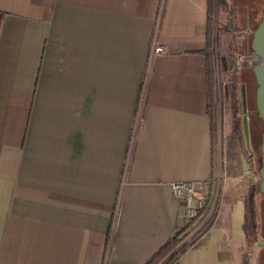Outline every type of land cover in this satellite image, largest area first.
Masks as SVG:
<instances>
[{
  "label": "crops",
  "instance_id": "obj_1",
  "mask_svg": "<svg viewBox=\"0 0 264 264\" xmlns=\"http://www.w3.org/2000/svg\"><path fill=\"white\" fill-rule=\"evenodd\" d=\"M208 18L209 0H0V264H144L187 225L181 181L209 182L215 213L175 264H263L260 180L214 171Z\"/></svg>",
  "mask_w": 264,
  "mask_h": 264
},
{
  "label": "rangeland",
  "instance_id": "obj_2",
  "mask_svg": "<svg viewBox=\"0 0 264 264\" xmlns=\"http://www.w3.org/2000/svg\"><path fill=\"white\" fill-rule=\"evenodd\" d=\"M262 14H264V0H213L210 27L213 44L210 50L211 68H208L214 171L218 172L221 165L224 173H235L245 162L250 164L259 180L261 179L264 126L257 107L258 84L253 71L255 65L247 57L253 53L251 47L253 32ZM242 84L246 86V114L251 150L247 146L244 133ZM210 190L212 192V185ZM259 195L261 203L257 207L254 221L256 235L252 237L251 248L255 255H259L258 251H263L264 256V250H262L264 248L261 245L264 241V193ZM213 217H209L208 220L201 218L194 224H190L180 234L179 245L198 240L212 222ZM254 238H256L255 242ZM245 264H250L249 259L245 261Z\"/></svg>",
  "mask_w": 264,
  "mask_h": 264
},
{
  "label": "built area",
  "instance_id": "obj_3",
  "mask_svg": "<svg viewBox=\"0 0 264 264\" xmlns=\"http://www.w3.org/2000/svg\"><path fill=\"white\" fill-rule=\"evenodd\" d=\"M158 44L155 35L152 41V53L158 49ZM171 187L174 197L182 201L184 205L187 224H194L201 218L208 220L209 217H213L215 213V203L210 197L211 185L209 182L181 181L172 183ZM207 209L208 212L206 213Z\"/></svg>",
  "mask_w": 264,
  "mask_h": 264
},
{
  "label": "water",
  "instance_id": "obj_4",
  "mask_svg": "<svg viewBox=\"0 0 264 264\" xmlns=\"http://www.w3.org/2000/svg\"><path fill=\"white\" fill-rule=\"evenodd\" d=\"M251 47L253 53L247 58L251 60L253 67L254 75L258 84L257 88V107L259 111V117L263 121L264 126V14L262 20L258 24L257 28L253 32V38L251 41ZM241 97L243 112L245 113L244 118V133L246 137V143L249 149L251 150L250 145V133H249V123L247 116V95H246V86L245 84L241 85ZM262 157H261V169H260V183L259 189L264 193V130L262 134ZM261 245L264 247V241L261 242Z\"/></svg>",
  "mask_w": 264,
  "mask_h": 264
},
{
  "label": "trees",
  "instance_id": "obj_5",
  "mask_svg": "<svg viewBox=\"0 0 264 264\" xmlns=\"http://www.w3.org/2000/svg\"><path fill=\"white\" fill-rule=\"evenodd\" d=\"M212 1L213 0H209L208 37H207V48L205 50V53L207 56V65L209 66L208 68H211L209 64L210 63V50L213 44V41L211 39V30H210ZM262 17H263V14H262ZM262 17L260 21L262 20ZM189 226L190 224H187L182 230L176 232L168 240V242L154 256H152L151 259H149L144 264H175L179 260L180 256H182L187 250L198 245L203 235L198 240H195L192 242H185L179 245L180 243H179L178 238L180 234L184 232ZM246 230L248 231V241L252 242V237L256 235V224L254 223V221L246 225ZM254 241H255V238H254Z\"/></svg>",
  "mask_w": 264,
  "mask_h": 264
}]
</instances>
